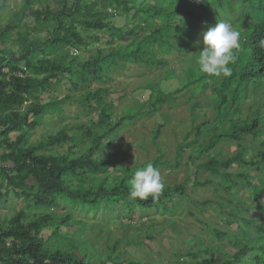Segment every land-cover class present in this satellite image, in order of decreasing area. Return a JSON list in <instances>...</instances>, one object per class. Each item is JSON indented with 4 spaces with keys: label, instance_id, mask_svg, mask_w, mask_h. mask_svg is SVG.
Here are the masks:
<instances>
[{
    "label": "trees",
    "instance_id": "1",
    "mask_svg": "<svg viewBox=\"0 0 264 264\" xmlns=\"http://www.w3.org/2000/svg\"><path fill=\"white\" fill-rule=\"evenodd\" d=\"M242 5L247 7L237 22H230L241 35V47L235 64L230 65V76H206L196 64L198 56H191L187 61L192 72L181 87L167 94L149 87L144 101L112 121V101L103 96L107 88L98 86L111 81V72L131 63L154 69L167 62L161 58L187 54L188 48L197 44V29L207 30L221 20L219 15ZM6 12L0 15V26L4 21L0 30V203L11 195L21 198L24 208L0 221V264H144L130 259L119 261L118 240L102 256H97L91 243L86 238L79 239V234L95 227L108 233L105 222L94 219L106 213L114 212L120 219L119 225L121 218L140 222L149 211L162 213L164 218L169 217L168 228L175 230L176 217L185 210L180 206L184 199L188 200L187 206H225L211 200H192L182 185H165L155 201L133 200L128 194L129 181L144 164L129 168L119 158L103 154L118 130L138 119L151 117L160 106L170 107L173 95L191 88L192 91L212 89L209 100L217 122L193 123L189 131L194 133L193 140L177 144L172 163L162 156L151 163L158 170L167 167V163L170 168H178L188 150V160L194 168L193 188L210 185V179H200L202 173L209 174L227 194L244 186L260 205L249 218L226 213L227 220L220 227L203 223L213 240L226 242L218 244L216 249L208 248L209 258L198 259L203 250L197 246L200 239L192 234L190 239H182L187 249L174 256L185 264H213L216 254L223 257L217 264H243L246 256L264 259V250L251 248L249 241L261 238L251 229L255 219L264 228V130L259 127L262 119L259 108L264 106V99L259 96V91L264 89V0H70V3L69 0H21L17 10ZM26 16L38 27L24 22ZM41 30L45 31L43 37L39 34ZM9 42L11 45L7 46ZM67 48L80 51L83 59L77 53H63ZM188 70L184 68L183 72ZM173 76L171 69L164 72L165 78ZM62 84H68L67 92L54 97ZM248 92L252 98L259 99L256 115L251 120H229L223 129L222 124L229 116L239 115V105ZM71 100L82 111H87L90 104L96 106L95 125L75 124L69 130L48 131L40 139L32 140L34 131L46 123V117L63 115V106ZM160 129L161 125H157L153 130V143ZM11 134H15L14 139ZM241 135L248 136L254 154L247 157L245 151H239L222 158L208 155L220 143L249 140ZM255 138L260 146L253 144ZM183 139L188 140L186 136ZM65 144L68 147L60 151ZM73 148L78 151L73 152ZM201 156L205 161L196 164L195 160ZM250 169L256 173L252 178L260 185L250 180ZM232 202L227 200V204ZM186 213L195 218V211ZM31 214L32 218L25 220ZM234 223L238 228L235 232L225 229ZM240 223L247 227L242 230ZM70 226L75 227L73 234L59 230ZM44 229L51 230L56 244H47L41 236ZM256 232L262 234L261 230ZM155 239V233L147 232L143 242ZM260 248L264 249V242ZM223 249L232 251L231 256L225 257Z\"/></svg>",
    "mask_w": 264,
    "mask_h": 264
},
{
    "label": "rangeland",
    "instance_id": "2",
    "mask_svg": "<svg viewBox=\"0 0 264 264\" xmlns=\"http://www.w3.org/2000/svg\"><path fill=\"white\" fill-rule=\"evenodd\" d=\"M50 3L52 5L53 2ZM50 3L48 4L50 5ZM20 5L21 0H0V15L6 14L7 10H17ZM58 7H60L59 4ZM244 7H247V5L237 7L234 10L219 15V17L228 22H237L239 19L238 16L241 14ZM53 9H55V7H53ZM215 17L216 16H214V18ZM24 19V22H29L33 27H38L30 17L26 16ZM208 19H210V17H208ZM3 23L4 21L2 20L0 30L4 25ZM203 31L206 30H196V41L199 38V34ZM39 34L43 37L45 31L41 30ZM10 45L11 42L7 44V46ZM202 47V45L196 44L191 48H188L187 54H174L167 58H161V61L167 59V62H163L162 66L158 68L146 69L131 63L111 72V81H105L104 84H99L98 86L107 88V91L103 96L107 101H112V121H115L124 115L123 113L126 109H132L139 105L138 102L144 101L149 95V87L160 89L165 94L171 93L181 87V85L189 79L188 76L191 75L192 72L188 70L190 62L187 61V59L191 56H198V52L202 50ZM12 48L13 47H11V49ZM69 51L73 52L72 54L70 53L71 55L77 53L78 58L80 57V60L83 59L82 53L74 48H67L66 50H63V53L68 54ZM184 68L188 70L187 73L183 72ZM167 69L173 70L174 76L172 78L164 77V72ZM67 87L68 84H62L59 86V91L54 94V97L59 98L66 93ZM191 89L183 90L178 94L173 95L174 100L170 103L168 102L170 107H168V105L160 106L151 117L138 119L132 124L118 130L116 132L118 134L113 136L112 145H110L103 153L104 156L109 155V158L113 156L117 159L119 158L120 162L129 168L138 167L139 165L148 162L151 163L153 159L161 156L169 163H172L177 144L193 140L194 133L190 134L191 132H189L193 123L198 124L205 121L213 123L218 120L215 112L211 108V101L209 100V94L212 89L205 88L194 91ZM263 92L264 89L259 91L261 99H264ZM257 102H259V99L252 98V95L248 92L247 97L239 105V115H233L232 117L229 116V119L223 122L222 128L225 129L228 126L229 120L243 121L245 119H253L258 111V106L256 105ZM63 109V115L52 114L46 117V123L34 131L35 134L33 135L32 140L40 139L47 134L48 131L57 132L61 128L69 130L68 128L75 124L89 127L96 123V106L93 104H90L87 111H82L80 106L76 104L75 100H71V102L63 106ZM259 112L262 114L259 127L260 130H264V106L259 108ZM157 125H161L160 135L157 138L156 143H153L151 137L153 130ZM257 135L261 137L260 133H257ZM185 136L188 140L183 139ZM14 138L15 134H11V139ZM243 138H248V136H243ZM252 142L255 146H260L258 138H255ZM86 144H88V142H86ZM68 145L69 144H65L59 150L66 149ZM250 145V139H242L237 143L233 140L226 141L220 143L214 150H210L208 155L222 158L235 155L239 151H245L246 156L248 157L249 155L254 154ZM72 151L77 152L78 148H73ZM182 156L183 158L180 160V167L170 168L168 163L167 167H160L159 171L164 184L170 186H184L186 194H188L192 200H198L200 202L211 200L217 203H224L225 206L220 207L216 204H208V206L202 205L200 207L188 204L189 206H187L188 200L184 199L180 206L185 210H181V212L178 213V216L176 217L178 221L175 223V230H170V228H168L167 221L169 217L167 216L164 218L162 213L153 214L149 211L148 214H144L145 216L142 217L140 222H137V220L130 222V220L121 218L122 221L120 222V225V219L114 216V212L112 214L106 213L105 215H97L94 219L104 221V226H106L109 232L107 233L105 230L103 231V229L99 231L95 227L93 231L90 229L87 233L83 232L82 234H79V239L86 238L87 241L91 243V247L97 256H102L104 252H106V248L111 247L114 240H118L119 243L116 247V252L119 254V261H122V259H130L144 264H185V261H177L174 255L179 251L184 252L187 249L186 246L183 245L182 239H190L191 237L189 235L192 234L197 240L200 239L198 240L200 244H197V246L200 250H203L198 254V259L209 258L208 251L210 249L208 248L216 249L218 244L222 245L226 244V242L218 243L213 240L212 234L209 235L203 223L220 227L221 225H224V221L227 220L225 217L226 213L234 214L236 218L240 216L249 218L251 217L250 213L258 209L257 206L260 205V201L251 198L249 190H245L244 186H241L238 190L234 189L232 194H227L226 191L217 184V180L214 176L205 173L200 175V179L202 181L210 179V185L206 188H193L192 179L194 168L188 160V150H186ZM200 161H205L204 156H201L199 160H195L196 164ZM234 171H238V168H234ZM248 172L251 176L250 180L256 185H260L258 181H255L252 178L256 173L252 169ZM253 190L254 189L251 191ZM258 192L259 190L257 193ZM229 199H232V204H227V200ZM262 199L264 200V195ZM234 205H236L238 209L240 207L239 211L235 210L236 207L234 208ZM249 207L250 209L247 211ZM22 208H24L23 200L10 195L3 203H0V221L11 218L14 212ZM187 210L195 211V218L188 215L186 213ZM202 210L204 211L203 213H201ZM25 211L27 210L25 209ZM56 212H58V210H56ZM32 214L25 220L31 219L33 216ZM90 222L95 223V221ZM260 223L262 222L255 219V222L251 223V229L254 231V234L261 238L256 241H249L251 248L263 251L264 249H261L260 246L262 245V242H264V228L261 227ZM240 224L242 225V230L247 227V225L243 223ZM259 225L260 227H258ZM225 229H232L235 232L238 228L237 224L234 223L233 225L225 226ZM59 230H61V232L66 231L67 233L73 234L75 227L70 226L68 229L59 228ZM256 230H261L262 234L256 232ZM147 232L155 233L156 239L143 242V237ZM211 232L213 234L215 233L212 229ZM41 236L46 240L48 245H54L58 242L51 234V230H42ZM226 240L228 241L230 238L226 236ZM211 252L213 253L212 250ZM223 252L225 257L231 256L232 253V251H227L226 249H223ZM252 254L253 253H251L250 256H252ZM246 257L243 260V264H261V262L264 264V259H248ZM222 258L223 257L218 258L216 254V256H213L212 263L217 264L218 260L223 261ZM120 264L127 263L120 262Z\"/></svg>",
    "mask_w": 264,
    "mask_h": 264
},
{
    "label": "clouds",
    "instance_id": "3",
    "mask_svg": "<svg viewBox=\"0 0 264 264\" xmlns=\"http://www.w3.org/2000/svg\"><path fill=\"white\" fill-rule=\"evenodd\" d=\"M199 2V0H197ZM240 32L223 19L199 34L197 45H202L196 64L206 76L225 78L231 75L230 65L235 64L240 50ZM165 184L160 171L152 163H145L134 172L129 181V197L133 200H158Z\"/></svg>",
    "mask_w": 264,
    "mask_h": 264
},
{
    "label": "built area",
    "instance_id": "4",
    "mask_svg": "<svg viewBox=\"0 0 264 264\" xmlns=\"http://www.w3.org/2000/svg\"><path fill=\"white\" fill-rule=\"evenodd\" d=\"M70 53H73L72 51H70Z\"/></svg>",
    "mask_w": 264,
    "mask_h": 264
}]
</instances>
